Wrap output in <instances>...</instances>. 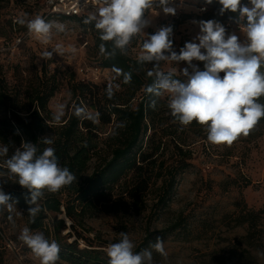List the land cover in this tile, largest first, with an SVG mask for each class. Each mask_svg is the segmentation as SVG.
Wrapping results in <instances>:
<instances>
[{
  "label": "rangeland",
  "instance_id": "374dc122",
  "mask_svg": "<svg viewBox=\"0 0 264 264\" xmlns=\"http://www.w3.org/2000/svg\"><path fill=\"white\" fill-rule=\"evenodd\" d=\"M169 6L176 8L175 15H166L158 5H154L156 14L154 10H146L145 18L150 25L144 32L154 34L160 27L171 25L173 49L179 52L199 33L198 22L206 20L192 0H171ZM37 15L46 21L64 24L65 31L54 30L49 43H40L29 34L26 25L17 21L22 17L34 19ZM222 24L227 34L237 35L242 42L246 39L237 24ZM145 33L133 36L127 45L128 55L139 58L143 54ZM98 34L94 26L87 27L74 19L46 18L42 0H0V70L23 115L27 114L37 93L50 94L48 113L56 125H61L73 110L77 84L98 87L118 84V76L112 69L100 67L101 54L95 44ZM58 44L62 46L60 50H56ZM45 51L52 55L45 57ZM148 63L153 69V64ZM192 63L202 70L200 61ZM186 67L191 74L192 68L187 62L161 61L159 64L160 70L173 71L185 79ZM162 99L165 109L169 110V94L164 93ZM59 106H63V116L56 120L54 113ZM6 115L9 111L0 106V116ZM177 129L178 134L188 139L184 150L190 152L185 156L188 166L179 170L167 205L156 204L159 181L142 212L132 208L117 212L101 210L87 217L88 230H78L95 244L102 245L100 248L105 252L108 244L119 241L121 232L127 233L135 243V251L150 248L160 237L167 255L151 249L153 264H264V123L259 126L257 133L260 134L241 135L231 146L212 144L204 130L197 132L189 126ZM177 153L172 146L167 150L171 159H178ZM94 165L92 161L89 172ZM3 183L0 180V187H4ZM250 211L257 213L254 221L245 218ZM53 216L49 214L47 223ZM60 217L66 221L67 228L62 231L66 234L71 230V221L63 214ZM24 227L28 224L23 209L14 203L11 208L0 207V264H40L18 239ZM30 230L42 232L47 238L44 229ZM80 242L81 246L86 245L84 240ZM143 243L148 245L142 248ZM56 264L70 263L59 258Z\"/></svg>",
  "mask_w": 264,
  "mask_h": 264
},
{
  "label": "trees",
  "instance_id": "16d2710c",
  "mask_svg": "<svg viewBox=\"0 0 264 264\" xmlns=\"http://www.w3.org/2000/svg\"><path fill=\"white\" fill-rule=\"evenodd\" d=\"M200 2L205 3V0ZM242 3L247 4L248 0H242ZM207 5L208 10L199 13L206 21L212 19L224 24H238L235 22L237 13L226 11L220 15L218 0ZM49 17L74 19L87 27L95 24V21L85 23L89 17L46 16ZM101 43L105 45L106 52H100V67L112 69L118 76V84L104 87L77 84L73 110L61 125H56L48 113L50 94L37 93L27 114L23 115L0 70V106L9 111V115L0 116V144L8 146V156L20 147L22 141L35 143L37 155L42 154L46 147H54L60 165L67 167L76 177L59 191L46 192L38 201L41 211L34 218L28 213L26 197L29 193L26 189L11 180L4 182L2 189L16 201L11 203L24 210L28 227L44 229L47 238L59 244V258L70 264H108L109 258L100 248L102 245L85 237L78 228L88 230L87 217L101 210L117 212L132 208L142 212L148 205L149 194L159 181L156 204L166 206L179 170L188 166L185 156L190 152L184 150L188 139L178 134L177 127L181 125L171 116L170 110L165 109L162 96L146 91L155 80L154 75H147L152 70L149 63L140 62L139 58L128 53L121 54L119 49L114 55H108L113 51V42L101 41L98 34L95 44L99 51ZM200 64L203 70L204 63ZM260 70L264 72V64ZM173 73L174 79L186 81L183 76ZM258 102L264 104V96L258 98ZM78 109L83 110L80 115H77ZM263 123L264 118L249 135L260 134L257 132ZM188 126L197 132L204 130L195 121ZM44 137H50L54 143L44 144ZM170 146L178 151V159L167 156ZM6 158L0 157V171L6 172ZM92 161L95 165L89 172ZM49 214L54 216L47 223ZM62 214L71 221V230L66 234H62L67 228L65 219L60 217ZM245 218L254 221L257 213L250 211ZM81 239L85 246H81ZM147 245L143 243L142 248Z\"/></svg>",
  "mask_w": 264,
  "mask_h": 264
},
{
  "label": "clouds",
  "instance_id": "9594fccd",
  "mask_svg": "<svg viewBox=\"0 0 264 264\" xmlns=\"http://www.w3.org/2000/svg\"><path fill=\"white\" fill-rule=\"evenodd\" d=\"M99 2L102 6L97 7L85 23L95 21L94 27L99 31L101 41L113 42V51L108 55H114L116 49L125 54L133 36L145 33L144 29L150 25L145 12L154 10L156 14L154 5H158L166 15L176 14V8L169 6L171 0ZM212 2L205 0L206 4ZM218 3L221 5L220 15L226 11L238 14L235 22L245 33L243 42L237 35L227 34L222 23L210 19L199 21L197 36L177 52L173 49V27L162 26L154 34L145 33L147 38L143 41V54L139 60L153 64L147 75H154L155 80L146 91L156 96L169 94L167 106L175 121L181 126L195 121L206 131L209 142L231 146L241 135L248 136L264 118V104L258 102V98L264 96V72L260 70L264 64V0H248L247 4L242 0H218ZM18 23L26 25L29 34L42 44L49 43L54 30L56 33L65 31L64 24L46 21L39 15L34 19L22 17ZM61 47L58 44L56 50ZM100 52H106L103 43ZM43 55L50 57L52 52L45 51ZM194 60L204 63L203 70L192 63ZM161 61L187 62L192 72L190 74L188 68H184L183 75L187 79L182 82L173 78V72L165 74L160 71ZM82 112L78 109L77 115ZM62 116L63 106H59L54 119L60 120ZM42 141L46 145L54 143L50 137H44ZM8 151L7 145L0 144V157H7L4 160L6 172L0 171V180L5 183L11 180L28 191V213L33 218L41 211L38 201L46 192L55 193L76 179L67 167L60 165L54 147H46L42 154L37 155L35 143L22 141L10 157ZM10 202L16 203L0 187V207L11 208ZM18 239L39 259L40 264H56L58 261L59 244L55 240L50 241L42 232H32L24 227ZM135 248L129 235L121 232L119 241L106 247L108 264H153L151 249L162 256L167 255L160 237L148 249L137 252Z\"/></svg>",
  "mask_w": 264,
  "mask_h": 264
},
{
  "label": "built area",
  "instance_id": "2783aa9c",
  "mask_svg": "<svg viewBox=\"0 0 264 264\" xmlns=\"http://www.w3.org/2000/svg\"><path fill=\"white\" fill-rule=\"evenodd\" d=\"M198 13L208 10V5L200 0H192ZM46 10V16L63 15L66 17H90L97 7L102 6L99 0H42ZM227 25H230L227 23ZM239 27L240 24H237ZM21 39L19 38V41ZM97 70H99L97 68Z\"/></svg>",
  "mask_w": 264,
  "mask_h": 264
},
{
  "label": "bare ground",
  "instance_id": "6f19581e",
  "mask_svg": "<svg viewBox=\"0 0 264 264\" xmlns=\"http://www.w3.org/2000/svg\"><path fill=\"white\" fill-rule=\"evenodd\" d=\"M67 220H68V222H70L69 219H67Z\"/></svg>",
  "mask_w": 264,
  "mask_h": 264
}]
</instances>
